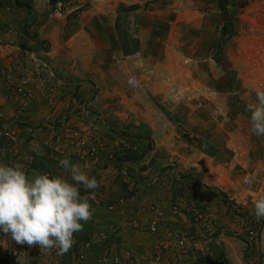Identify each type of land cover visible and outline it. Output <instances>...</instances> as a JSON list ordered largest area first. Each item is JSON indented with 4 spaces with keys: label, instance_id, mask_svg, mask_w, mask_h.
<instances>
[{
    "label": "crops",
    "instance_id": "crops-1",
    "mask_svg": "<svg viewBox=\"0 0 264 264\" xmlns=\"http://www.w3.org/2000/svg\"><path fill=\"white\" fill-rule=\"evenodd\" d=\"M164 5H168V0H162L158 4H143L133 0H108L103 4L88 7L75 18L67 16L63 20L48 21L46 18L50 9L48 0H0V109L12 110L16 103H19V97L6 84L2 72L7 70L6 67L17 66V51L31 49L40 51L41 42L45 40L51 50L47 59L55 69L75 84L83 82L79 86L70 85L62 94L53 96L56 105L52 108V116L62 114L66 118L67 113L69 117L65 120L66 126L75 119L78 124H82L79 122L80 118L84 120L83 115L79 117V113H73L77 105H73L74 97L71 94H78L81 89L80 96L88 99L91 93H94L88 91L87 84L96 81L86 78L87 76H82L81 79L80 67H85L84 61L88 54L97 55L103 50L109 51L111 55L116 52L122 54L121 51H124L126 56H131L125 63L126 70H129L130 74L131 70L137 67L135 71L147 76L145 82L148 84L147 89L150 90L152 97L157 99L160 110L171 111L180 117L198 114L200 110L210 111L211 114L223 113L222 106L218 105L220 101H217L223 97L217 93L220 86L217 75L209 77L193 75L192 65L188 64L184 56L183 59L178 57L168 45L166 48L163 47V51L158 49L157 44L161 46L164 43L161 32L167 27L165 25L167 23L158 19ZM215 6L223 13L227 6L226 0H215ZM25 23L28 27L24 31L22 27ZM169 27L168 25V34ZM204 62L207 63V69L214 73L215 62L211 59ZM130 77L126 83L132 79ZM213 79H216L218 85H213L215 84ZM105 80L109 84L119 81L116 74H109ZM97 93L101 92L92 95V101H88L87 104L90 110L99 113L98 103L94 106V101L98 98ZM108 95L114 94L108 93ZM120 95L124 93L120 92ZM124 97H127L126 93ZM192 97L195 101H191ZM33 104L35 105L36 102H30L29 106ZM29 106L21 119L23 127L17 144L7 156L0 155V163L9 165L16 163L25 169L29 176L41 173L42 170H52L56 175H67L59 165V161L68 157L73 163L85 168L90 176H95L100 186L94 190V193L92 190L85 191L82 186L80 187L82 195H95V200L89 201L93 217L87 222L81 221L83 230L74 233L75 242L66 254L58 255L56 249L44 252L38 246L17 244L10 235L0 232V264H90L104 251L111 255H120L123 249H130L136 257H139L135 258V264H207L208 262L255 264L258 248L263 254L260 264H264V224L256 240L258 243L255 246L245 244L247 237L242 233V226L255 221L256 217L255 210L249 209L251 210L249 212L247 207L242 208L239 204L240 201L242 203L244 201L237 197L238 177L230 174H227L228 177L223 180L218 177H200L197 182L204 187L207 186L212 192L207 195L203 186L196 187L197 193L189 202H187L189 197H183V193H178L176 188L170 190L171 197L159 196L148 201L147 191L154 186H146L147 188L143 186V180H147L149 171L147 167L151 166H143L146 158H138L141 145L145 144L142 134L137 133L134 136L129 134V136L127 132L110 133L116 140L113 143L111 140L106 142L96 137L100 141L98 146L113 148L114 159L118 158L117 164L120 170L114 167V174L110 175V178L106 175V168L109 167L102 165L99 167L101 169L98 167L96 169L95 165L96 162H109L108 158H89L90 156L85 155V152L76 155V149H70L68 138L55 141L50 125L47 127L37 125L32 111H28ZM44 109L46 107L39 105L34 115L38 118V115L46 113ZM89 128L90 126H87V129ZM166 129V132L163 131V136L170 137L173 134L177 136L168 124ZM140 131L146 133L155 144L161 143L158 129L151 130L146 126V129ZM36 143L40 144L42 155H37L31 150V146ZM126 143L135 145V148L126 147ZM69 153L76 156H70ZM93 154L91 155L94 156ZM133 158H137L136 161H133ZM158 163L159 161L156 160L150 161V165ZM180 171V168H175L170 174L174 173L178 176ZM163 172H161L163 175L169 173ZM128 174L136 181H131ZM190 176L197 179L195 174ZM68 178L70 179V176ZM120 179H123V182ZM187 192L191 195L190 190ZM214 193H221L234 201L231 202V206L236 209H231L229 203L211 201ZM120 197L125 198L124 203L118 202ZM253 200L255 201V198ZM139 202L153 204L155 207L150 212L159 219L157 232L151 233L148 224L139 219ZM198 210L202 213L199 214ZM238 211L248 214L241 215ZM184 233L187 239L184 245L180 246L178 240ZM6 246L12 248L10 255L5 252ZM78 248L87 257L85 261L75 258ZM142 258L147 263L143 262Z\"/></svg>",
    "mask_w": 264,
    "mask_h": 264
},
{
    "label": "rangeland",
    "instance_id": "rangeland-1",
    "mask_svg": "<svg viewBox=\"0 0 264 264\" xmlns=\"http://www.w3.org/2000/svg\"><path fill=\"white\" fill-rule=\"evenodd\" d=\"M103 3L105 2L87 5L79 14L69 17L75 18L88 7ZM226 4V10L222 13L215 6V0H168V5L162 7L163 11L160 13L161 15L159 14L158 19L167 23L165 25L170 26V31L168 34V28H164L161 32L164 43L161 46L157 44L161 51L168 45L178 57L183 59L184 56L188 64L192 65L193 75L218 76L220 86H218L217 93L223 97L217 101H220L218 105L222 106L223 113L211 114L210 111L200 110L198 114L180 117L171 111L160 110L157 99L152 97L149 93L150 90L147 89L148 84L145 83L147 76L135 71L137 67H134L130 74L129 70H126L125 63L131 56H126L124 51H121L122 54L116 52L111 55L109 51L102 49L103 51L98 52L97 55L88 54L84 61L85 67H80L79 76L81 79L82 76H87L86 78L96 81L87 84L88 91L94 93H91V97L88 99L80 96L82 95L81 89L78 94H71L74 97L73 105H77L73 113H79V117L83 115L84 120L80 118L79 122L82 124H78L75 119L66 126L65 120L69 117L67 113L66 118L62 114L52 116V108L56 105L53 96L58 93L62 94L70 85L79 86L83 82L75 84L72 80L66 79L48 61L53 72V75L50 76L42 68L31 63L29 57V53L33 50L31 49L17 51V66L5 68L10 70L16 78L22 76L28 78L30 95L20 114V120L29 103L36 102L35 105L29 106L28 111H32L37 125L45 127L50 125L55 141L68 138L70 149H76V155L85 152L84 154L90 156L89 158H108L109 162H96L95 165L96 169L97 167L101 169L99 167L102 165L109 167L105 172L110 178V175L114 174V167V169L120 170L117 164L118 158L114 159L113 148L98 146L99 139L106 142L111 140L113 143L116 140L110 133L127 132L128 135L133 136L137 133L142 134L145 144L141 145L140 151L138 150L140 153L138 158H146L142 165L151 166L147 167L149 171L147 180H143V186L144 188L150 185V187L157 186L147 191L149 192L147 194L148 201L159 196L167 197L169 195L171 197L170 190L176 188L178 193H183V197H189L187 200L189 202L197 193L195 188L203 186L197 182L200 177H218L223 180L228 177L227 174H230L239 179L237 197L244 201V203L240 201V206L247 207L249 212L251 211L249 209L255 210L253 199L256 200L264 194V137H257L250 133L248 123L250 113L246 111V105L254 101V90H264V0H226ZM27 27L28 25L25 23L22 30L25 31ZM47 44L49 48V43L47 42ZM49 52H51L50 49ZM207 59L215 62L214 73L207 69V63L204 62ZM109 74H116L119 81L115 84L107 83L105 77ZM2 76L6 82L3 73ZM129 77L132 79L126 83ZM213 80H215L213 85H218L216 79ZM135 83H138L139 87L135 86ZM113 85L114 87H111ZM98 91L101 93L96 94L98 98L95 99L94 106H97L98 103L99 113L90 110L87 104L88 101H92V95ZM120 92H123L124 95H120ZM108 93L114 95L111 96ZM125 93L127 97H124ZM191 99V101H195L193 97ZM17 105L16 103L15 107ZM39 105L46 109L47 106L50 108L44 109L46 113L38 115L37 118L34 113ZM12 110L6 111L11 112ZM63 121L64 126L61 127ZM166 124L173 128L177 136L174 134L170 137L163 136V131H167ZM19 126L22 129L23 121L19 122ZM87 126L90 128L87 129ZM146 126L151 130L154 128L159 130L157 133L159 137L161 135L162 139L159 145L155 144L146 133L140 131L146 129ZM76 137L79 139L77 140ZM80 140L83 142L80 143ZM92 153L94 156L91 155ZM69 155L76 156L72 153ZM78 157L83 158L82 156ZM136 159L133 158V161ZM149 160H156L159 163L150 165ZM175 168L181 170L178 176H175L174 173L170 174ZM227 168L229 169L227 170ZM163 171L169 172L168 175L161 174ZM187 172L191 173L187 174ZM118 174L121 178V173ZM190 174H195L197 179L191 177ZM129 177L131 181H136L135 178H131V175ZM120 180L123 182V179ZM157 183L160 184V187ZM203 189L206 194L212 192L208 190L207 186H203ZM189 190L191 195L187 192ZM254 193L257 194L254 195ZM213 195L214 198L211 197V201L229 203L231 209H236L231 206L234 201L229 200L227 196L221 193ZM139 206L138 209L142 208L147 211L155 208L153 204L144 202H139ZM198 211L199 214L202 213L201 210ZM238 212L241 215L247 213ZM138 217L140 219V213ZM263 224L264 219H256L244 224L242 226L244 237H247L248 232L253 230L257 234V240ZM257 243L256 241L251 242L253 246ZM129 250L123 249L120 254L123 256L125 252H129V258L123 264H135V258H139ZM256 254L255 264H260L263 255L260 248L257 249ZM142 259L143 262H146L144 258ZM210 263L213 262L207 264Z\"/></svg>",
    "mask_w": 264,
    "mask_h": 264
},
{
    "label": "clouds",
    "instance_id": "clouds-1",
    "mask_svg": "<svg viewBox=\"0 0 264 264\" xmlns=\"http://www.w3.org/2000/svg\"><path fill=\"white\" fill-rule=\"evenodd\" d=\"M254 91V101L246 105L249 131L264 137V90ZM31 150L43 154L39 143ZM59 165L67 175L41 172L29 176L16 163H0V232L17 244L38 246L44 252L56 249L63 255L72 248L74 233L83 230L81 221L93 217L89 201L95 200V195H82L80 187L94 193L100 185L95 176L68 157ZM254 209L256 219H264V194L255 200Z\"/></svg>",
    "mask_w": 264,
    "mask_h": 264
},
{
    "label": "built area",
    "instance_id": "built-area-1",
    "mask_svg": "<svg viewBox=\"0 0 264 264\" xmlns=\"http://www.w3.org/2000/svg\"><path fill=\"white\" fill-rule=\"evenodd\" d=\"M133 1L143 4H156L161 2L162 0ZM101 2H107V0H50V9L48 11V14H46V18L48 19V21L64 19L67 16L79 14L87 5ZM48 54V44L45 40H42L40 51L32 50L29 53V57L33 65H35L36 67L39 66L46 73L52 76L53 72L49 66V62L47 59ZM2 73L6 77L7 85L12 89L13 93L19 97V103L17 107H15L11 112L0 109V155L7 156L20 138V114L22 113L24 106L29 99L28 96L30 95V87L28 85V78L24 76L16 78V76L8 69L4 70ZM134 85L139 87L138 83H135ZM76 139L78 140L79 137H76ZM82 142L83 141L80 140V143ZM125 146L135 148V145H131L129 143H126ZM41 172H47L56 175V173L52 170H42ZM118 202L124 203L125 198L120 197L118 199ZM153 209L154 208H151V210L148 211L145 209L143 210L142 208L139 209L140 219L148 224V228L151 233H154L158 230L159 223L158 217L153 216L150 212ZM174 212L176 213V210H174ZM256 235V232L250 230L245 240V244L249 245L251 244V242L256 241ZM186 239L187 235L184 233L181 238H179L178 244L180 246H183ZM5 252L7 255H10L12 253V248L10 246H6ZM75 258L79 261H85L87 259L84 252L80 249L76 252ZM127 258H129V252H125L123 256H120L111 255L110 253L104 251L99 256H97L90 264H123L127 260Z\"/></svg>",
    "mask_w": 264,
    "mask_h": 264
}]
</instances>
